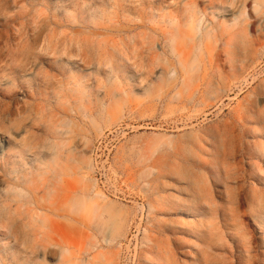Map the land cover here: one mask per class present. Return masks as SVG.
Wrapping results in <instances>:
<instances>
[{
	"label": "rangeland",
	"instance_id": "rangeland-1",
	"mask_svg": "<svg viewBox=\"0 0 264 264\" xmlns=\"http://www.w3.org/2000/svg\"><path fill=\"white\" fill-rule=\"evenodd\" d=\"M94 1L0 0V51L6 55L0 61V68L5 67L0 71L1 111L13 102L4 97L11 95L8 53L24 43L27 36L32 37L38 25L51 19L70 20L80 6L91 7L90 19L102 21L95 12L99 3L95 5ZM108 1L112 5L116 0ZM126 1H133V5L146 3V21L153 29L177 33L176 9L192 14L189 21L193 23H182L185 32L181 29L174 52L167 50L168 54L163 55L165 45L155 42L151 47L158 51L157 55L149 52L147 61L140 66L129 62L126 78L112 68L111 72V65L99 71L80 62L87 77L82 83L89 87L94 82L102 85L98 86L97 98L101 113L93 116L89 108L88 112L83 108L85 112L77 119L67 118L81 130L64 139L71 151L79 153L78 158L73 156L63 166L55 165L42 178L38 175L41 172L31 170V164L36 165L35 169L39 166L36 161L42 157L38 153L41 149L22 153L23 140L43 135V116L35 110L37 86L25 83V89L16 90V103L34 107L35 111L23 113L25 124L18 129L0 131V206L8 182H18L22 198H14L13 208L20 209L22 225L31 221L36 224V233L26 246L18 237L1 236L0 255L7 259L17 251L24 259H31L30 264H103L106 255L111 264H264V207L257 203L252 208L251 200L254 196L264 200V162L248 156L236 160L215 155L216 148L226 140L225 129L234 127L236 119L247 130L262 129L248 117L256 112L250 108L252 101L264 90V0ZM15 17L16 23L9 26L7 21ZM131 18L139 21L141 17L131 14ZM110 21L114 24L117 20ZM48 22L42 28L38 51L51 50L53 43L56 46L52 56L57 47L64 49L78 39L70 24L56 27ZM150 37L158 36L151 29H143L118 37L110 29L99 39L111 50L115 42L124 40L131 45L143 38L150 43ZM59 41L66 43L60 47ZM125 44L122 42V49ZM33 70L52 76L57 73L47 64ZM130 70L139 76L133 77ZM72 75L75 76L73 72H60L55 80L66 85ZM68 88H74V84ZM259 109L264 110V102ZM19 118L18 112L8 117ZM246 142L257 151L264 149L262 137L250 133ZM192 152L194 160L205 164L202 172L210 188L207 187L208 199L202 210L192 209L194 213L187 212L186 207L169 206L183 198L182 185L177 182L182 172L175 166L183 157L192 158ZM17 159L21 161L18 170L14 163ZM238 168L249 175L244 205L237 196ZM19 176L29 182L19 181ZM73 179L79 183L78 191L67 188ZM107 206L112 207V214L104 212ZM204 223L215 228L218 236L214 242L202 239L198 232ZM100 224L102 233L96 229ZM73 225H78L77 230ZM79 230L85 237L77 236ZM14 243L20 250L13 247ZM6 264L13 263L7 260Z\"/></svg>",
	"mask_w": 264,
	"mask_h": 264
},
{
	"label": "bare ground",
	"instance_id": "bare-ground-1",
	"mask_svg": "<svg viewBox=\"0 0 264 264\" xmlns=\"http://www.w3.org/2000/svg\"><path fill=\"white\" fill-rule=\"evenodd\" d=\"M110 2L108 0H95L94 1L95 5L99 3L98 4L99 8L96 9L95 12L96 14H100L102 16V21L104 23L102 21L94 22L92 19H90L93 16V14L91 13V10H92L91 7L90 8L89 7L80 8L81 6L79 7L78 14H76L70 20L68 18L66 20L65 18L59 21L58 20L59 18L58 19L55 18L58 21H54L52 19L49 22L47 21L48 23L52 25L54 24L56 27L63 26L64 24H67V25L70 24L71 29L76 31L77 36H78V39L74 41L72 40L71 44L65 46L64 49H61V48L58 49L57 47L55 49L56 50L55 53L52 56H51V52L52 50H54L53 46H56V45H53V43H51L50 45L51 50L43 49V50L38 51V48H37V44L43 36L42 28L44 27L45 29V26H47V22L45 23V25L44 24L41 25L39 23L40 27L38 25L37 28H34L35 29L34 31H32L33 29L31 30L33 33V36L30 37L31 34L27 36V39L25 38L26 40L24 43L16 45L17 48L15 50L10 51L7 55V57H9L8 66L10 70L9 74L10 76H12L10 80L12 81V83H11V95H4V97L10 99L13 102L7 105L2 111L0 110V131H4V133L8 132L9 130L14 131L15 129H18L19 127L25 124L24 121L26 118L22 116L23 113L24 114L32 113V109L34 110V107L30 109H29V106L28 108L27 106L20 107L18 103H16V100H15L16 93H17L16 90L25 89L26 87L25 83L26 84L27 83L36 84L37 87L34 93L36 97L34 98V100L37 103L36 105L37 107L35 106L36 103L34 104V106L36 107L35 109L36 112H38V114H41L43 116V120L41 119L40 121L42 122L41 124L44 123L41 126L42 127L41 131L43 135L34 136V137L32 135L31 138L29 137V139L23 140L22 145L24 147L23 148L24 150L22 153L24 155L25 152H31L33 151L34 148L41 149V151L38 153H40L42 157L39 159L41 162L36 161L37 163H39V166L37 167V169H35L36 165L31 164V167H32L31 170L41 172L38 174V175H41V178L45 177L55 165L59 163H60V166L64 163L66 164V162L70 160V158L73 156L78 158L77 155H79V153L71 151L68 145V142H66L64 139L70 138V135L73 132L80 134L81 130L79 126L77 125V123L71 124V122H69L67 118H73L75 116L74 119H77L78 117H80V115H83V113L85 112L83 108H85L87 112L89 108V111L93 116H96L99 113H101V109L99 106V100L97 99L99 85L97 86L94 82L92 87H89L87 84L82 83V81L85 80L87 77L84 75V72L82 68L80 67V62L87 66H94L95 69L96 70L99 69V71L101 70L100 68L102 66L111 65L112 67L110 66V70L112 68V70L118 73V75L121 78H126L129 76V71H128V69H130L129 62L134 61L136 65L140 66L139 65L140 63H144L147 61L146 55L149 54V52H151L154 55L158 52L155 49H152L151 47L152 44H155V42L160 43L158 44L159 46H161L162 44L165 45L161 49L164 51L163 55L168 54L167 50L168 51L172 50L174 52L177 38L181 36L180 34H182L180 32L182 29L181 28L182 23L188 22L190 19H192V17H194L188 11H184V10L180 11L176 9L175 11L178 14L177 15L178 17L177 25L178 26H175V27H177L179 31L177 33H174L173 31L166 32L162 29L159 30V29H155V28L153 29L149 27V24L146 21V12L148 10V6L146 5V3H141L140 5H133L132 3L133 1L116 0L111 5ZM110 10H113L114 13L111 12ZM127 14H130V15H127ZM131 14L140 15L141 17L140 20L138 21L137 19L136 21L132 19L134 17L131 18ZM106 19L109 21L106 22L107 21ZM112 19H115L117 21L114 24H112L110 23L111 22L110 20ZM8 21H7V24L9 26H12L14 23H16L17 18L15 17L13 20L9 22ZM191 22L189 21V23ZM109 24H111V26H109ZM174 25L175 24H171V26H174ZM110 29H113V32L118 37L126 36L138 30L151 29L153 30L154 34L158 37H156V39L155 37H150L149 39L150 43L146 42V40H144L143 38H138L141 40L140 42L138 39L134 40V43H132L131 45L130 44L126 45L124 40H121V43L113 42L114 44H112V47L110 50L109 46L107 44H103L102 40L100 41L99 39L100 36L104 32H108ZM182 30L185 32L184 28ZM64 34L65 33H63V35ZM141 35L143 36L144 33H141ZM122 42L123 44H125L124 46L125 49H122L123 47H121ZM57 43L59 44L60 47H63L66 42L59 41ZM177 44H178V41H177ZM125 51H127L128 53H125ZM173 52L172 54H174ZM176 53H177V50H176ZM4 56L6 55L3 53V51H0V61ZM65 57H67V60ZM78 58L80 60H72V59H78ZM170 58H171L170 60H172L174 59V56L171 55ZM178 63H180L179 60H178ZM44 64H47L52 71H56L57 73L63 72L65 74V73L73 72L75 76L72 75L69 81L66 82L67 84L64 85V83L60 81L56 82L55 78L57 77L56 76L57 73L56 75L54 74L55 76H52L48 73L45 74V72L43 73L42 71L37 73L36 71L33 70L34 68L37 69L39 66H42ZM4 69L5 67L0 68V71ZM32 70L34 71V73L29 74ZM29 75L32 76L30 79L28 78ZM96 76H97V71L96 73H94V78H96ZM132 76L138 77L139 75L133 73ZM130 79H132V77ZM9 82L7 83L9 84ZM71 84H74V88H68V86H70ZM263 102H264V90H262L259 93L257 99H254L252 101L250 108L252 110H256V112L254 111V114L248 117V118L254 119L258 125L262 126V129L247 130L241 124V122H239V120L236 119L234 123V127L232 128L228 127L227 130L225 129L224 137L226 140L223 142L222 145L216 148L215 155L217 158L224 156L225 158L232 157V158H235L236 160H239L241 158H246L248 156L253 159L257 158L258 160L264 162V159H263L264 149L261 151H257V148L253 146L250 147L246 142V138L249 137L250 133L254 134V137L259 136V137L264 138V110L261 111L259 109V106H261ZM17 112H18V116L20 113V118L18 120L8 119V117L14 116L15 114H17ZM215 137H217V135H215ZM10 142L14 144L15 146L17 144L14 141H10ZM17 145L19 146L21 144H17ZM192 154H194L192 155V158H189L188 156V158L184 159L183 157L181 162L177 163L175 166L176 170H179L180 172H182L180 173V181H177V182H180L182 185L180 195L183 196V198H178L176 199V201H172L170 202V204L169 203L168 204L169 206L173 208H174L173 205L179 206V208L186 207L187 212L194 213L192 209L202 210L203 205L207 202V199H208L207 191L210 190V188L208 187V184H207V178L204 176V173L202 172L203 168L205 167L204 166L205 164L203 165L201 162H198L196 159L194 160L195 153L192 152ZM20 162L21 161H19L18 159L14 162L16 170L21 168ZM55 169H56L55 172H58V173L60 172V171H57L56 167ZM237 170H238L237 177L235 179L237 181V185H239L237 196L239 197L240 204L244 205L246 201L244 199L243 192H244L245 185L247 183V179H249V175H247V173H244L243 169L241 168H238ZM28 171H30V169ZM17 173H21V172L17 171ZM230 174L232 175L231 172ZM19 177H20L19 181L26 179L25 177H22V176H19ZM25 181L24 183L29 182L27 179ZM67 181L65 182L66 184H67ZM66 184L63 183V185H66ZM78 184L79 183H77L75 179L71 181L69 180L67 188L68 189L74 188V190L80 189V188H77ZM17 185H20V184L16 181L15 182L9 181L7 185L9 186L7 190V194L5 193L3 195L5 196V200L4 201L2 200L4 203H2L3 204L2 206H0V237L1 236L7 237V238L9 236L18 237L20 240L19 242H22L26 246L32 243L31 239L36 233V230H35L36 224L34 226L31 221V224L24 223L25 225L24 224L22 225V222L20 220L21 218L20 209L13 208L12 204L14 203L13 201L14 198H20L22 196ZM186 197L189 199L186 200ZM251 200H252V208L253 206L255 208L256 207L255 205L257 203L258 205L259 203H261L264 207V200L260 196H254ZM162 205L165 206L166 203H162ZM112 211H113L112 207H109V206L105 207V211H104L105 213L112 214ZM242 218H246V217H244L243 215ZM40 219L43 220V222L45 221L43 217H40ZM19 220L21 224H19ZM77 224H80V222L78 221ZM74 227H75V230H77L78 225L77 226L73 225V228ZM105 228L106 227H103V229ZM96 229L99 233H102L101 224L99 228L96 227ZM198 232L200 233L202 239H206L212 242H214L218 236L215 233V228L213 227V225L209 226L205 223L201 225ZM77 236L85 237V233L79 230V233ZM109 242H110V238L107 237L106 243L109 244ZM13 247L16 248L17 250L18 249L20 250L17 243H14ZM0 254L2 255L1 252ZM1 255H0V264H6L7 260H9V262L13 264H30L31 263V259L29 258L24 259L23 257L18 255L17 251L11 253L10 257H8L7 255V259H4ZM103 261H104L103 264L105 263L111 264L107 255L104 257ZM86 264H93V263L89 262Z\"/></svg>",
	"mask_w": 264,
	"mask_h": 264
}]
</instances>
